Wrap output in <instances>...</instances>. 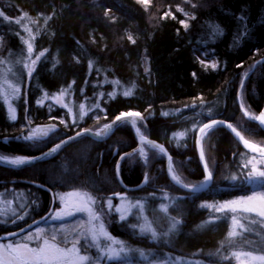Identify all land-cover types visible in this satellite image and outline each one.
<instances>
[{"label": "trees", "instance_id": "trees-1", "mask_svg": "<svg viewBox=\"0 0 264 264\" xmlns=\"http://www.w3.org/2000/svg\"><path fill=\"white\" fill-rule=\"evenodd\" d=\"M150 1L0 0V157H34L92 129L94 120L109 124L130 111L141 114V134L165 148L172 172L188 187L204 183L195 136L206 122H226L264 147V131L250 118L264 108V0ZM178 3L190 6L187 27L173 11ZM168 5L173 16L165 14ZM197 52L215 59L216 67L205 69ZM5 82L17 91L11 97L14 119L1 93ZM54 94H62L73 111L83 108L78 127L65 108L49 114L40 103ZM60 112L66 113L67 129L58 121ZM50 121L58 123L55 132L25 139L29 128ZM201 150L212 179L195 192L169 181L159 151L144 145L140 156L127 123L106 140L79 137L31 166H0V243L18 242L25 233H12L46 224L58 195L82 190L100 205L107 197L112 206L119 196L145 201L144 215L165 242L150 251L138 213L123 221L111 213L109 235L149 253L144 261L122 264H152L162 254L172 257L165 264L176 256L180 264H249L246 255L264 256V220L222 204L264 195V179H245L253 166L264 171V157L249 152L222 126L205 134ZM157 195L167 197L163 214L154 207ZM172 220L174 229L164 234ZM234 220L244 228L230 235ZM100 263L115 264L104 258Z\"/></svg>", "mask_w": 264, "mask_h": 264}, {"label": "rangeland", "instance_id": "rangeland-1", "mask_svg": "<svg viewBox=\"0 0 264 264\" xmlns=\"http://www.w3.org/2000/svg\"><path fill=\"white\" fill-rule=\"evenodd\" d=\"M144 5H149L151 3L150 0H140ZM175 8L173 9L174 12L178 13V15L184 20L182 21L183 25L187 24L186 19H188L191 15V10L189 4L184 3H178L174 4ZM171 6H166V12L165 14H168L170 16H173V13L171 12ZM199 62L206 67L205 69H213L212 65H216V60L212 58H207L205 54L198 53L196 54ZM1 93L5 102V105L9 111L10 117L13 119L15 117L14 109L11 105V97L12 95H16L17 91L15 88H12V86L8 83H4V86L1 88ZM42 105L46 108L49 114H52L54 112H57V108H65L68 113V119H70L71 123H75L73 126L74 128L78 127L80 124V120L84 116V110L83 108L79 107L75 111L72 110V108L65 102V99L62 94H54L51 96H45L42 98L41 102ZM246 110H244L245 112ZM61 117L58 120L61 125L67 129V118L65 112H60ZM255 116V115H254ZM139 120V119H138ZM63 121V123H61ZM103 122L102 120H94L92 126H94L92 130L94 133L100 132L101 135L105 133L106 129H104V125L107 123H100ZM49 123L58 125L57 121H50ZM99 123V124H97ZM35 130V135L39 133L41 135V131L38 129V127H32L29 128L27 136L33 135V131ZM39 135V136H40ZM38 136V137H39ZM255 144V143H254ZM257 145V144H255ZM259 146V145H257ZM260 147V146H259ZM264 149V147H260ZM152 149V148H151ZM7 159H15L16 156H4ZM252 196V197H260L264 196L261 193H253L249 194L248 196L227 200L222 204L223 209H231L236 208V211H240L243 213H249L244 212L243 208L245 207H259L260 201L258 199L248 201L246 198ZM92 197L95 199V203L93 204L88 198ZM110 197H107L104 199V202L100 205L98 201H96V198L90 195L89 193L82 191V190H76L71 192H66L63 194L58 195V198L56 200V204L51 208L50 216H48L45 220L46 224H43L42 226H35L31 229L30 232H27L24 234L23 238L18 240L19 243H27L29 248H35L39 245L43 244L44 240L47 239L49 243H56L58 247L65 249V250H71L67 252V260L71 261L72 264H101V260L104 258L105 260L109 261L107 257L109 255H112L113 253H120L122 257H124L123 260L129 261L130 259H137L144 261L148 258L149 253L145 252L144 250H138L135 249L129 245H126L124 242L122 243L120 240L111 237L108 232L107 223L109 224L111 222L109 215L111 213H115L117 215V221H123L126 220L130 215H132L134 212L138 213L141 217V223L140 226L144 229L145 232H148V235L146 236L147 239H149L152 243V247L150 248V251L157 250L158 249V243L165 242L164 238L158 239L156 236V231L158 229H153L149 223V221L146 219L144 212L146 209L145 201L143 198L139 200H133L131 198L125 197V196H119L117 197V200L115 202V205L110 210L108 208L109 203L113 205ZM156 202H155V209L156 212L159 214H163L166 209L167 205V197L161 195V196H155ZM230 201H237L238 203L235 205H230L229 207H224L228 202ZM87 203L88 207L91 209V211H77V206L82 205L83 203ZM101 212L103 215H101ZM59 213L62 217H64L63 220H53L51 217L55 214ZM92 214H95L98 219H93ZM253 215H256L259 218H262L264 220V217H261L257 215L256 213H252ZM121 217H124L123 219ZM156 215H151L152 220H156ZM175 222L172 220L170 224L167 226V228L163 229L164 234L169 233L174 229ZM241 227V229L244 228V224L237 220L232 221L231 223V232L234 234L238 227ZM106 233V235H105ZM153 233H155V237L153 236ZM55 236L56 240L53 241L52 237ZM93 237H95V243H93ZM75 241H79V243L76 246V249H73V244ZM18 242L14 243H0V245H4V248H0V257L7 258L8 251L6 246L7 245H13L15 246ZM121 247L124 248L123 252H120ZM141 253L143 255H141ZM80 256H87L88 259L85 261H80ZM254 255H246L244 257V262L251 263H257L260 262L258 259H253ZM172 257L170 255H158L155 257L157 260L156 262L152 264H165V261L167 259H171ZM182 262V258L180 256H176L175 259H173V264H180ZM129 263V262H128Z\"/></svg>", "mask_w": 264, "mask_h": 264}, {"label": "snow or ice", "instance_id": "snow-or-ice-1", "mask_svg": "<svg viewBox=\"0 0 264 264\" xmlns=\"http://www.w3.org/2000/svg\"><path fill=\"white\" fill-rule=\"evenodd\" d=\"M146 2V0H145ZM2 15V13H0ZM187 27V25H185ZM218 28V26H217ZM33 51L32 45H28V52L31 53ZM43 55V54H41ZM39 57H37V60ZM36 62L33 61V64ZM213 68L216 67L215 64L212 65ZM195 76V73H193ZM125 95H129V93H125ZM245 116H248L249 113L247 111L244 112ZM129 117H141V114L139 112H121L116 118L115 121L112 122V124H106L104 125V129H111L117 122L120 123H131L133 127L137 128V131L140 130V120H128L127 118ZM15 117H13L14 119ZM258 120L261 125H264V111L260 113L259 116L256 117H250ZM142 119V118H141ZM63 123V121H61ZM217 121L213 120L211 124H205L203 128L200 129L201 132H204L205 129L211 130L213 127L217 125ZM222 123V122H220ZM229 128H232L231 125H228ZM52 130H55L54 128ZM232 131L236 133L237 136H240L239 132H236L234 128H232ZM83 133L78 132L77 136L82 135ZM48 135L47 131L41 130V135L38 137L35 135V130L33 131V135L25 137V139L28 140H37L41 139L43 137H46ZM101 135L100 132L96 133V136L99 137ZM76 137H70L69 140L75 139ZM243 140V137H240ZM143 139V137H141ZM69 141H62L61 144H57L52 151H56L60 149L64 143H67ZM246 147L252 148L253 151L256 150L255 145H250L248 141H244ZM161 152H163V149H160ZM261 154L264 155V149L261 150ZM47 155V153L45 154ZM203 159V155L201 157ZM36 159H39V157H36ZM123 159V158H122ZM145 159L147 160V157L145 156ZM0 160L6 161L9 165L11 166H22L27 163H31V160L23 157H17L15 159H7L5 157H0ZM246 166V165H245ZM205 170L207 172V165H205ZM237 177L233 176L232 179L235 180ZM175 179V177H173ZM212 179L211 173H208L205 177L204 183H207ZM246 181L249 183L256 182L260 179H264V171H258L255 166H253L252 171L247 174L245 177ZM202 190V189H201ZM93 204L95 203V199L92 197L88 198ZM111 197L109 198V200ZM248 201L256 200L258 199L260 201L259 207H245L243 208L244 212H249V213H256L257 215L264 217V196L260 197H252L249 196L246 198ZM237 201H230L228 202L224 207H229L230 205H235L237 204ZM112 205L109 203L108 208L111 210ZM77 211H91V209L88 207V204L85 202L82 205L77 206ZM217 211H222V209H217ZM231 211H236V208H231ZM101 215L103 213L101 212ZM93 219H98V217L95 214H92ZM122 219L124 217H121ZM51 219L53 220H63L64 217H62L59 213H55ZM12 235H15L13 233ZM106 235V233H105ZM232 235V233H230ZM153 236L155 237V233H153ZM52 240L55 241L56 237L53 236ZM79 241H75L73 244V249H76L77 244ZM93 243H95V237H93ZM4 245H0V248H4ZM7 251H8V256L7 258H2L0 257V264H72L71 261L67 260V252L71 250H65L57 246L56 243H49L47 239L44 240L43 244L39 245L38 247L35 248H29L27 243H17L15 246L13 245H7L6 246ZM124 248L121 247L120 252H123ZM141 255H143L141 253ZM87 256H80L79 260L80 261H85L87 260ZM109 261H114L115 264H122L124 257L120 255V253H113L112 255H109L107 257ZM253 259H258L262 262H264V256L260 257H254Z\"/></svg>", "mask_w": 264, "mask_h": 264}, {"label": "water", "instance_id": "water-1", "mask_svg": "<svg viewBox=\"0 0 264 264\" xmlns=\"http://www.w3.org/2000/svg\"><path fill=\"white\" fill-rule=\"evenodd\" d=\"M262 111H264V108L260 111V113H261ZM260 113L258 114V116L260 115ZM115 118H116V117H115ZM115 118H114L109 124H112V122L115 121ZM137 118H138V117H129V118H127V119H128V120H137ZM212 121H213V120L208 121V122H206L205 124H211ZM216 121L218 122L216 126H222V127H224V128H225V129H226V130H227V131H228V132H229V133H230V134H231V135H232V136H233V137H234L239 143H240L241 146H243L245 149H247L249 152H251L252 154H254V155H256V156H262V157H264V155L261 154V150H262V148H260L259 146L255 145V144H253V143H250V142H249L250 145H255V146H256V150L253 151L252 148H250V147H246V146H245V143H244V141H245L246 139H244V137H243L241 134H240V136H237L236 133L232 131V128H233V127H232V128H229V127H228L229 124L226 123V122H222V121H218V120H216ZM254 121L259 125V127L262 129V131H264V125H261L260 122H259L258 120H256V119H254ZM220 122H222V123H220ZM120 124H122V123L117 122V123L111 128V129H106L105 133L102 134V135H100L99 137H97V136H96V133H94V132L91 131V130H87V129H85V130H81V131H79V132H80V133H83L82 135L77 136V133H78V132H77V133H75V134H73V135H71V136H68V137L64 138V139L61 140L59 143H57V144H61L62 141H69V142H67V143H64L63 146H62L60 149H58V150H56V151H52V149H54V148L56 147V145H57V144H55V145H53L52 147H50L49 149L45 150L44 152H42V153H40V154H38V155H36V156H34V157L28 158L29 160H31V163H27V164L22 165V166H11V165H9L6 161H4V160H0V166H2V167H4V168H8V169H14V170L22 169V168H25V167L31 166V165H33V164L38 163L39 161L49 159V158L52 157L54 154H56L59 150H61V149L64 148L65 146H67L69 143H71V142L74 141L75 139H77V138H79V137H82V136H87V137H89V138H91V139H93V140H96V141L106 140V139H107V138L113 133V131L116 129V127L119 126ZM127 124L130 126V128H131V130H132V132H133L134 138H135V140H136V142H137V144H138V149H139L140 151H142V145H143V144H145V145H149V146H151V147H153V148H155V149H157V150H159V151H160L161 148L163 149V152H161V151H160V152H161V153L164 155V157H165V171H166V175H167L168 179H169V180H170L175 186H177L178 188H180L181 190H184V191L195 192V191H197L198 189H204V188H206V187H208V186L210 185L211 180L208 181L207 183H204L203 186H201V187H198V188H190V187H186V186H184L183 184H181L176 178L173 179L174 176L172 175V173H171V171H170V157H169L168 153L166 152V150L164 149V147L161 146L159 143H157V142H155V141H153V140L148 139V137L143 136L142 134H140V133L137 131V128H136V127H133V125H132L131 123H127ZM205 124H203V125L198 129V131H197V133H196V136H195V147H196V152H197V155H198V159H199V163H200L201 169H202L203 174H204V179H205L206 175L209 173V171H208V168H207V172H206V170H205V165H206V163H205L204 157H203V159L201 158V157H202V151H201L200 143H201V139H202L203 135H204L205 133H207V132L209 131V129H205L204 132H201L200 129L203 128ZM216 126H215V127H216ZM53 128L56 130V129H57V126H56V125H53V124H50V125L48 124V125H44V126L40 127V130H47L48 132H52V131H55V130H52ZM213 128H214V127H213ZM213 128H212V129H213ZM236 132H237V131H236ZM70 137H76V138H75V139H72V140H69ZM141 137H143V139H141ZM240 137H243V140H242ZM246 141H247V140H246ZM46 153H47V155H45ZM141 154H142V153H140V155H141ZM36 157H39V159H36ZM24 232H26V228L14 232L15 235H11V236H18V235H20V234H22V233H24Z\"/></svg>", "mask_w": 264, "mask_h": 264}, {"label": "bare ground", "instance_id": "bare-ground-1", "mask_svg": "<svg viewBox=\"0 0 264 264\" xmlns=\"http://www.w3.org/2000/svg\"><path fill=\"white\" fill-rule=\"evenodd\" d=\"M138 132H141V128H140V130Z\"/></svg>", "mask_w": 264, "mask_h": 264}]
</instances>
